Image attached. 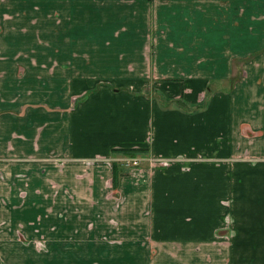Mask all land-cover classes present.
Returning a JSON list of instances; mask_svg holds the SVG:
<instances>
[{
	"label": "crops",
	"instance_id": "0c3cea01",
	"mask_svg": "<svg viewBox=\"0 0 264 264\" xmlns=\"http://www.w3.org/2000/svg\"><path fill=\"white\" fill-rule=\"evenodd\" d=\"M89 257L264 264V0H0V264Z\"/></svg>",
	"mask_w": 264,
	"mask_h": 264
},
{
	"label": "trees",
	"instance_id": "16d2710c",
	"mask_svg": "<svg viewBox=\"0 0 264 264\" xmlns=\"http://www.w3.org/2000/svg\"><path fill=\"white\" fill-rule=\"evenodd\" d=\"M115 152H122L124 154L123 157L126 156H142L146 157L147 149L146 148H117ZM113 177L112 184L117 186L119 177L123 174V169L125 168L121 162V158L114 160L113 162Z\"/></svg>",
	"mask_w": 264,
	"mask_h": 264
},
{
	"label": "built area",
	"instance_id": "2783aa9c",
	"mask_svg": "<svg viewBox=\"0 0 264 264\" xmlns=\"http://www.w3.org/2000/svg\"><path fill=\"white\" fill-rule=\"evenodd\" d=\"M144 158L142 156H126L121 158V162L125 167V169H129V168L141 166L143 161H145ZM146 160L147 161L151 160L152 163H155V161H153L151 158L150 159L146 158Z\"/></svg>",
	"mask_w": 264,
	"mask_h": 264
},
{
	"label": "rangeland",
	"instance_id": "374dc122",
	"mask_svg": "<svg viewBox=\"0 0 264 264\" xmlns=\"http://www.w3.org/2000/svg\"><path fill=\"white\" fill-rule=\"evenodd\" d=\"M43 42V43H42ZM45 41H41V47H40V55L41 56H48V55H52L51 54V44H47L44 43ZM139 228L141 229L142 227L139 226ZM93 241L95 242V244H97V241L95 239H93ZM109 242L111 243L112 241L109 240ZM114 243V242H113ZM95 246V245H94ZM88 261H83V264H92V261L94 259V257L92 259H90V257L88 258ZM38 263L40 262L39 260L37 261ZM50 264H54V263H50Z\"/></svg>",
	"mask_w": 264,
	"mask_h": 264
}]
</instances>
